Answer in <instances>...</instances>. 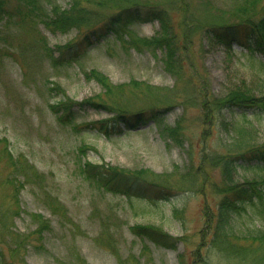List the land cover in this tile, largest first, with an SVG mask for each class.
Wrapping results in <instances>:
<instances>
[{
    "label": "rangeland",
    "instance_id": "374dc122",
    "mask_svg": "<svg viewBox=\"0 0 264 264\" xmlns=\"http://www.w3.org/2000/svg\"><path fill=\"white\" fill-rule=\"evenodd\" d=\"M2 1L15 13L0 17V250L5 258L16 264H78L79 258L86 264H264L259 242L251 238L264 232L257 204L233 216L224 235L213 229L222 177L211 160L226 155L233 139L242 146L264 143L263 108L218 111L212 103L234 89L263 98L264 58L237 43L228 49L211 42L201 29L184 36L193 24L234 23L224 11L237 0L122 2L166 9L180 45L176 76L165 70L160 49L135 50L106 34L89 44L82 40L90 35L87 28L47 29L40 21L43 14L52 6L65 8L68 0H35L39 18L27 12L33 0ZM94 11L99 18L114 10ZM130 29L137 37L151 38L160 25L151 20ZM73 43L80 57L52 68L44 46L58 56L57 47ZM92 69L114 85L108 97L84 77ZM63 95L77 103L105 101L110 108L143 112L146 118L158 111L164 125L181 127L182 145L163 138L152 119L133 130H111L108 137L94 126L76 132L49 109ZM111 117L83 104L74 108L73 123ZM237 129L244 132L241 137ZM5 147L23 169L13 170ZM84 161L143 170L141 191L128 199L98 188L81 175ZM235 164V182L264 180L262 164ZM18 182L22 188L15 196ZM34 214L49 223L41 234L35 232ZM135 225L159 227L177 244L164 248L139 238L131 230Z\"/></svg>",
    "mask_w": 264,
    "mask_h": 264
},
{
    "label": "trees",
    "instance_id": "16d2710c",
    "mask_svg": "<svg viewBox=\"0 0 264 264\" xmlns=\"http://www.w3.org/2000/svg\"><path fill=\"white\" fill-rule=\"evenodd\" d=\"M124 1L126 0H68L65 8L52 6L49 14H43V19L40 21L52 32L67 33L72 29H76L78 32L82 28L91 29L90 35L84 34L82 38V40L87 41L89 44H91V38L99 39L106 34L113 35L120 42L129 45L135 50L160 49L163 51L165 70L174 76L176 74L178 75V71L181 70L180 45L174 42L175 37L172 35V27L166 9L156 5L150 6L139 3L123 6L122 2ZM28 6L27 12L34 13L36 18H39L36 1L33 0ZM94 8H107L113 9L114 11L109 16L98 18V14H96L97 12L94 11ZM14 14L11 9L5 7L4 1L0 0V17H11ZM224 14L228 18H232L234 23L212 22L207 25L204 23L193 24V28L188 29V32L184 33L185 38L189 32L201 29L206 38L211 42L224 45L228 49L231 48L233 43H237L242 49L247 50L249 54H259L264 58V0H237L224 11ZM151 20H157L160 25V32L151 38L137 37L130 29L134 24ZM100 22L101 26L97 30H94L93 26ZM187 22H189L187 19L184 20V23ZM184 23L182 22L183 27L185 25ZM240 28L242 29L241 32L239 30ZM104 30L105 32L102 33ZM44 47V55L52 68L72 63L81 55V50H77L74 43L68 46L57 47L58 56L54 55L52 49L46 46ZM84 77L88 80L95 81L107 97L115 89L114 85L102 73L96 70L92 69L84 72ZM56 89H59V87ZM212 103L213 105L219 106L218 109L216 107L213 108L218 111L221 109L242 110L257 107L264 109V97L257 99L237 89L230 90L222 99L214 100ZM83 104H87L97 110L102 109L105 112L112 113V117L101 122L78 126L73 123L74 108L77 106L80 107ZM49 109L58 122L63 125H69L76 132H79L80 129L94 126L98 132L106 137L112 131L116 134L120 133L121 126L127 130H133L141 124H145L147 120L152 119L157 123L159 127L157 129L163 138L166 137L176 145H182L183 134L181 127L177 123L171 127L164 125L162 114L158 111H152L148 116L149 118H146L147 116L143 112L110 108L105 101L87 100L82 103H77L69 100L64 95L61 100L49 105ZM237 131L239 134L238 137H241V134L244 133L241 129H237ZM228 146L230 149L226 155L211 158L214 165L220 168L222 177L220 184L217 186V194L220 198L214 214L215 221L213 229L219 233H223V235V230L229 225L230 219L233 216L240 215L245 211L247 206L254 207L257 204L258 210H260L259 214L264 222V180H251L243 183H238L233 180L236 161L256 162L257 166L262 164L264 167V143L242 146L240 140L233 139ZM235 151L241 152L235 155L233 154ZM3 152L11 160L13 170L19 171L24 168V165L19 164V160L15 161L6 147ZM79 152L83 154V148H80ZM80 173L84 179L91 181L98 188L113 194L124 195L128 199L134 194L137 195V191H141V181H145L143 170L130 172L104 164H93L89 161H84L81 164ZM18 185L15 186V196L18 194L19 189L22 188L21 182H18ZM33 216L36 219L34 221L38 224L35 230L37 234H41L49 228V223L42 220V215L34 214ZM131 230L135 236L147 239L164 248H173L178 241L176 238L164 233L159 227L151 225H135ZM251 238L252 240H258L259 248L262 249L264 255V232ZM0 264L16 263L6 259L0 250ZM19 264L26 263L20 260ZM78 264L86 263L79 258Z\"/></svg>",
    "mask_w": 264,
    "mask_h": 264
}]
</instances>
